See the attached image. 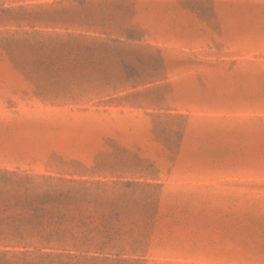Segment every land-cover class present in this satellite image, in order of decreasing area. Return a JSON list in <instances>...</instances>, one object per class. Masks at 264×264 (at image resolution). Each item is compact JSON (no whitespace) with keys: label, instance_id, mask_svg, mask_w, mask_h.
Wrapping results in <instances>:
<instances>
[{"label":"rangeland","instance_id":"obj_1","mask_svg":"<svg viewBox=\"0 0 264 264\" xmlns=\"http://www.w3.org/2000/svg\"><path fill=\"white\" fill-rule=\"evenodd\" d=\"M0 170L125 247L0 264H264V0H0Z\"/></svg>","mask_w":264,"mask_h":264},{"label":"trees","instance_id":"obj_2","mask_svg":"<svg viewBox=\"0 0 264 264\" xmlns=\"http://www.w3.org/2000/svg\"><path fill=\"white\" fill-rule=\"evenodd\" d=\"M54 180L53 177L0 170V228H16L11 234L13 239L24 243V248L33 247L41 256H53L54 252L61 251L59 255L78 258L92 253V259L97 260V254L123 251L125 247L112 244L115 226L111 222L104 220L97 226L88 222L81 203L92 197L91 189L73 180L58 179L55 183ZM92 201L97 202L96 199ZM111 214L120 216L118 210ZM77 216L79 222L74 224ZM32 237L38 239L37 244L25 242ZM78 240L83 243L79 244ZM30 253L25 250L19 254ZM1 254L7 255L9 251Z\"/></svg>","mask_w":264,"mask_h":264}]
</instances>
